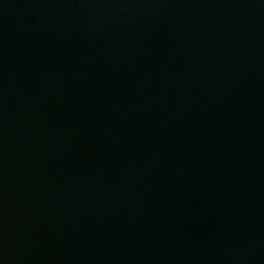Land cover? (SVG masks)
<instances>
[{
	"label": "water",
	"instance_id": "obj_1",
	"mask_svg": "<svg viewBox=\"0 0 264 264\" xmlns=\"http://www.w3.org/2000/svg\"><path fill=\"white\" fill-rule=\"evenodd\" d=\"M0 264H264V0H0Z\"/></svg>",
	"mask_w": 264,
	"mask_h": 264
}]
</instances>
